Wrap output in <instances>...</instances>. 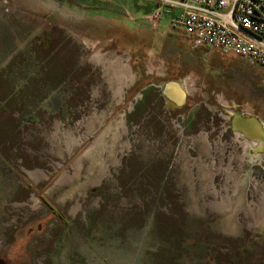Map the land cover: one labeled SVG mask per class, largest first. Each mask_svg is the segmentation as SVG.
I'll use <instances>...</instances> for the list:
<instances>
[{"label":"rangeland","instance_id":"obj_1","mask_svg":"<svg viewBox=\"0 0 264 264\" xmlns=\"http://www.w3.org/2000/svg\"><path fill=\"white\" fill-rule=\"evenodd\" d=\"M152 12L145 0H0V264H253L264 246L239 225L254 190L219 187L205 166L233 149L216 95L264 121L263 74L252 88L211 66L216 55ZM162 75L205 89L144 119L142 87Z\"/></svg>","mask_w":264,"mask_h":264},{"label":"flooded vegetation","instance_id":"obj_2","mask_svg":"<svg viewBox=\"0 0 264 264\" xmlns=\"http://www.w3.org/2000/svg\"><path fill=\"white\" fill-rule=\"evenodd\" d=\"M216 56L217 57H215L214 60H216L217 62L213 63L212 66L216 67L217 69L228 70L230 74L234 76H236L237 74L244 75V79H247L248 85L252 86V88L259 87L258 85H260L259 73L263 74V80H264V68L262 66L258 64H251V63L246 62L244 59L240 57H236L233 55H225L220 52H219V55L216 54ZM161 77L162 79L161 78L157 79L158 83L156 84L147 83L142 87L141 103L144 104V107H145L144 119H146L148 116L147 108L151 106L148 104L149 100L152 101V105H155V104H160L161 99H162L163 102L167 106H171L172 108L173 107L180 108L185 105L187 99L190 98V96L194 94L197 90L201 91L202 89H205V87L196 88L195 83H194L195 79L193 81L191 78L190 83H192L191 86L193 87V89L187 90L186 86L185 87L183 86L186 91L185 101L183 102L182 105H176L174 102L170 101L168 98H166L162 94V89H163L164 84L174 79H166L164 81V78H163L164 76L162 75ZM149 86H153L155 88H148ZM148 91H153L155 93L151 97H148L147 96ZM216 96H217L218 102L220 100H222L223 102V104L219 102L221 106L220 109L224 111V116H222L221 119L224 122L223 127L225 131L227 130L229 131L228 135L227 134L225 135V140L230 141V146H232L233 149L230 152L226 150L219 152V156H221V159L214 155L217 158L216 159L214 158V156L208 154L205 159L207 162L205 166L209 169V172H215L213 174L214 176L217 172L222 173L221 176L219 177V180L221 181L220 182L221 185H219V187H223L222 185L226 184V186L229 187V191L232 188H235V186L236 188L237 187L244 188L247 190L249 188H252V191L254 190L253 194L248 191L246 193V190H245V193L243 194L241 193L242 198H241L240 203L242 206H244L243 214L245 218L248 219V221L249 220L250 221L245 222V219L244 220L242 219L239 225L241 227H244L246 232H264V206H263L264 201H262L263 202L262 204V202H260L261 198H259L260 189L264 188V160L262 162L256 161V158L254 159L251 156V153H253V150L251 148H248V146H246L247 153L245 151V154H242L243 147L240 142L244 141L245 139L249 141L251 138H248L249 136H243L241 132L239 135L237 134L238 135L237 136L235 133V130L232 128V120L236 114H240L242 116L241 117L242 119L247 118L248 119L247 122L250 120L248 123H251L255 126L256 125L259 126V124L263 125V120L259 116L255 115V110L253 109V106L243 107L241 105L239 106L230 105L226 100L224 102L223 95L217 94ZM238 107L239 108L242 107V109H239ZM256 120H257V123L254 122ZM212 121H213V118L211 117L209 120V123H212ZM202 134H203L202 135L203 138L206 139L205 143L210 148V143L207 140V133H202ZM243 150H245V148H243ZM225 152L227 153V155L224 154ZM253 159L255 161H252ZM215 163L220 164L218 168L216 167ZM258 168H262V172L260 174L256 173L257 172L256 169ZM236 171L241 172V173L237 174L234 177V174L238 173ZM245 172L247 173V179L243 178V175ZM209 184L214 187L218 185L217 183H214V178L213 179L210 178ZM247 195H249L250 198ZM254 196L255 198H253ZM248 205H251L252 208L249 209ZM258 218L259 219L261 218V219L259 220ZM256 241L257 242L255 244V247H253L251 250H249V252H247L249 254L255 253V257H254L255 260L251 261L250 263L264 264V259H261V255L264 253V249H263L264 246L261 245L260 239H257Z\"/></svg>","mask_w":264,"mask_h":264},{"label":"built area","instance_id":"obj_3","mask_svg":"<svg viewBox=\"0 0 264 264\" xmlns=\"http://www.w3.org/2000/svg\"><path fill=\"white\" fill-rule=\"evenodd\" d=\"M150 18L171 10L169 27L205 45L264 68V0H154Z\"/></svg>","mask_w":264,"mask_h":264},{"label":"bare ground","instance_id":"obj_4","mask_svg":"<svg viewBox=\"0 0 264 264\" xmlns=\"http://www.w3.org/2000/svg\"><path fill=\"white\" fill-rule=\"evenodd\" d=\"M239 118H241V117H239ZM247 120L248 119L245 118V119H242L241 121H239V120L234 121L235 133H236V135L237 134L239 135L241 132L243 134V136H249L248 138H251L249 141L245 139L244 141H242L240 143H241L243 148H246V146H248V148H251L253 150V153H251V156L254 159L256 158V161L262 162L264 160V121H263L262 128L259 130L253 124L248 123L250 120L248 122H247ZM242 134H241V136H242ZM244 151H246V149ZM246 153H247V151H246ZM243 154H245V153H243ZM243 156H245V155H243ZM254 159L252 161H255ZM260 198H261V202L264 201V188L262 189V193H261ZM262 204H263V202H262ZM248 206H249V209L252 208L251 205H248ZM221 207L224 208L226 206L222 204ZM257 210H258V208H257Z\"/></svg>","mask_w":264,"mask_h":264},{"label":"crops","instance_id":"obj_5","mask_svg":"<svg viewBox=\"0 0 264 264\" xmlns=\"http://www.w3.org/2000/svg\"><path fill=\"white\" fill-rule=\"evenodd\" d=\"M146 1V8L149 9L150 11L151 10H154L155 7L157 6V2L154 1V0H145ZM141 11H144V10H141ZM145 11H148V10H145ZM173 13V11L171 10H166L164 13L161 14V19H160V22L158 24V27L159 29H165V30H168L169 32H172V33H176L177 35H181L183 37V39L188 42L190 41L191 43H193L191 37L183 30V29H171L169 27V20H170V15ZM173 41V39H172ZM194 44V43H193ZM204 49L208 50V51H211L212 54L214 55H219V51L218 50H214V49H210L209 47L205 46V45H201ZM221 53V52H220ZM177 56H179L178 54H175ZM179 59V58H178ZM186 60L188 62H192V63H195L196 61H205V56L204 55H199L198 57L196 56H191L189 54V56L186 58ZM213 64V63H212ZM211 64V66H212ZM141 95V93H140ZM148 104L149 105H152V101L149 100L148 101ZM142 117L144 118V112L141 113Z\"/></svg>","mask_w":264,"mask_h":264},{"label":"water","instance_id":"obj_6","mask_svg":"<svg viewBox=\"0 0 264 264\" xmlns=\"http://www.w3.org/2000/svg\"><path fill=\"white\" fill-rule=\"evenodd\" d=\"M162 94L168 98L170 101L174 102L176 105H182L183 102L185 101V95H186V91L183 87V84H181L179 81H175V80H170L168 82H166L163 86L162 89ZM239 117H242L240 114H236L233 117L232 120V128L234 129V121L235 120H239L241 121ZM255 123H257V120L254 121ZM255 126V125H254ZM257 129H261L262 125L259 124V126H257Z\"/></svg>","mask_w":264,"mask_h":264}]
</instances>
